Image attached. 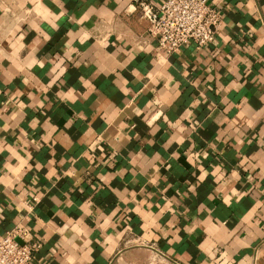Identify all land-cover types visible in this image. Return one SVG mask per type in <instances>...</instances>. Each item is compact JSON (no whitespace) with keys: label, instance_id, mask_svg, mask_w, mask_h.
<instances>
[{"label":"crops","instance_id":"1","mask_svg":"<svg viewBox=\"0 0 264 264\" xmlns=\"http://www.w3.org/2000/svg\"><path fill=\"white\" fill-rule=\"evenodd\" d=\"M207 3L213 42L166 55L132 0H0V239L31 264H264V0Z\"/></svg>","mask_w":264,"mask_h":264},{"label":"built area","instance_id":"2","mask_svg":"<svg viewBox=\"0 0 264 264\" xmlns=\"http://www.w3.org/2000/svg\"><path fill=\"white\" fill-rule=\"evenodd\" d=\"M132 1L147 22L148 34L166 55L188 43L210 45L221 25L219 14L207 0H162L159 5ZM39 247L27 227L16 226L0 239V264H31Z\"/></svg>","mask_w":264,"mask_h":264}]
</instances>
